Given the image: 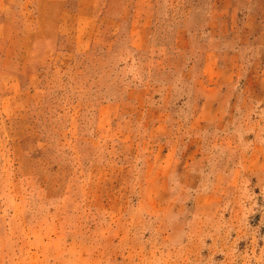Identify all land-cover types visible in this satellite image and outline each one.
Listing matches in <instances>:
<instances>
[{"label":"rangeland","instance_id":"rangeland-1","mask_svg":"<svg viewBox=\"0 0 264 264\" xmlns=\"http://www.w3.org/2000/svg\"><path fill=\"white\" fill-rule=\"evenodd\" d=\"M0 264H264V0H0Z\"/></svg>","mask_w":264,"mask_h":264}]
</instances>
